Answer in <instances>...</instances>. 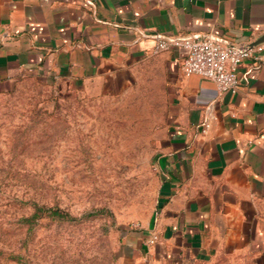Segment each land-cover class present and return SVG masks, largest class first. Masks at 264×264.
Masks as SVG:
<instances>
[{"label":"crops","instance_id":"0c3cea01","mask_svg":"<svg viewBox=\"0 0 264 264\" xmlns=\"http://www.w3.org/2000/svg\"><path fill=\"white\" fill-rule=\"evenodd\" d=\"M209 34L251 44L264 0H0V91L26 78L95 96L144 85L163 103L157 205L121 264H264V60L221 93L184 74L185 49L154 53L157 35Z\"/></svg>","mask_w":264,"mask_h":264},{"label":"rangeland","instance_id":"374dc122","mask_svg":"<svg viewBox=\"0 0 264 264\" xmlns=\"http://www.w3.org/2000/svg\"><path fill=\"white\" fill-rule=\"evenodd\" d=\"M162 110L144 85L95 96L26 78L0 91L3 264H121L127 232L157 205ZM32 200L71 217L24 224ZM13 252L20 261L9 258Z\"/></svg>","mask_w":264,"mask_h":264},{"label":"built area","instance_id":"2783aa9c","mask_svg":"<svg viewBox=\"0 0 264 264\" xmlns=\"http://www.w3.org/2000/svg\"><path fill=\"white\" fill-rule=\"evenodd\" d=\"M154 53L158 54L172 48H183L187 51L181 63L185 75H199L216 84L221 93H236L240 85L239 69L247 59L256 63L264 60V43L251 46L212 34L196 37H166L157 35ZM210 127L207 117L203 123L202 132ZM158 239L154 234L150 242Z\"/></svg>","mask_w":264,"mask_h":264},{"label":"trees","instance_id":"16d2710c","mask_svg":"<svg viewBox=\"0 0 264 264\" xmlns=\"http://www.w3.org/2000/svg\"><path fill=\"white\" fill-rule=\"evenodd\" d=\"M31 205L33 208L32 213L27 216H23L21 218V222H23L24 224H28L29 226L34 225L43 217H50L53 219H61V220H66L71 217L68 212L63 211L56 206H47L45 204H41L39 201L36 200H32ZM1 253L2 252L0 251V254ZM9 258L15 261H20L21 257L19 253L13 252L10 254ZM0 264H3L1 259H0Z\"/></svg>","mask_w":264,"mask_h":264},{"label":"water","instance_id":"95a60500","mask_svg":"<svg viewBox=\"0 0 264 264\" xmlns=\"http://www.w3.org/2000/svg\"><path fill=\"white\" fill-rule=\"evenodd\" d=\"M262 43H264V34L262 36H260L259 38H257L255 41H253L250 45L256 46V45H259Z\"/></svg>","mask_w":264,"mask_h":264}]
</instances>
